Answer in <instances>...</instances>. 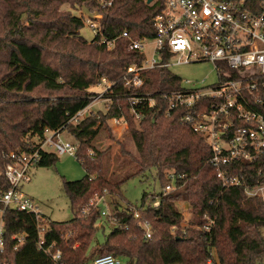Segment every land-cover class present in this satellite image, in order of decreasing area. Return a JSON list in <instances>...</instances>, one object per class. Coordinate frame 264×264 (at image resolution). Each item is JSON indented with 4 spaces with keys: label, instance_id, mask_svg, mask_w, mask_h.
Segmentation results:
<instances>
[{
    "label": "trees",
    "instance_id": "1",
    "mask_svg": "<svg viewBox=\"0 0 264 264\" xmlns=\"http://www.w3.org/2000/svg\"><path fill=\"white\" fill-rule=\"evenodd\" d=\"M159 9L144 0H0V191L9 187L3 174L8 152L35 151L45 130L73 137L75 158L84 170L78 180L62 178L71 219L52 221L14 208L5 210L3 264H87L105 254L123 258L121 264H210L213 260L256 264L264 259V208L259 197L248 195L243 187H222L209 163L211 152L203 136L181 122L178 113L167 115L163 101L137 105L138 120L131 112L127 93L157 94L181 87L180 78L168 67L144 70L139 89L123 84L127 67L141 58L128 48V38H152L153 17ZM80 10L101 16L103 38L112 46L107 47L99 36L86 39L80 33L83 20L73 12ZM102 78L115 82L108 94L109 107L72 122L91 101L94 92L89 86ZM118 116L128 121L135 153L122 146L105 177L103 151L92 140L101 125ZM38 153L36 166H52L59 160L52 151ZM239 165L248 167L256 178L257 165ZM152 168L161 191L144 193L135 209L117 204L115 225L88 254L101 214L90 210L80 215L82 207L93 195L120 197V187L129 177ZM169 173L176 189L163 192L171 181ZM181 201L188 203L191 213L184 227ZM144 221L150 225L149 239L143 238L139 226ZM41 225L44 247L51 246L48 251L38 247ZM19 232L26 237L14 249L12 235ZM56 250L59 257L54 260Z\"/></svg>",
    "mask_w": 264,
    "mask_h": 264
},
{
    "label": "built area",
    "instance_id": "2",
    "mask_svg": "<svg viewBox=\"0 0 264 264\" xmlns=\"http://www.w3.org/2000/svg\"><path fill=\"white\" fill-rule=\"evenodd\" d=\"M153 3L160 9L153 17L151 55L147 57L144 52L148 38H128V48L138 52L141 58L127 67L123 75L124 86L130 90L139 89L144 83V70L169 67L172 63L202 61L212 63L217 81L199 85L181 84L178 89L157 94L127 93L134 118H140L136 112L137 105L154 106L159 101L166 103L167 115L178 113L181 122L191 125L203 136L211 152L209 163L221 186L243 187L248 195L259 197L264 208V0H152L149 4ZM86 23L93 36H99L107 47L112 46V41L103 38L99 19L87 18ZM122 36L128 37L126 32ZM114 84L105 78L96 84L101 89L97 97L109 102V105L108 94ZM89 106L90 103L78 111L71 121L77 122L81 116L89 115ZM109 120L117 126H126L127 123L122 116ZM46 146L57 155L76 157L77 143L65 141L59 132L50 130H45L35 151H9L7 154L3 174L9 187L0 191V264H3L5 252V210L14 208L40 217L33 200L22 191V182L28 180L31 167L39 160L38 151L46 150ZM241 163L257 165L256 178L252 177L248 167H238ZM168 177L171 181L165 185L163 192L176 189L172 173ZM96 198L98 201L94 206L99 207L104 195ZM157 204L153 202L154 206ZM100 214L105 215V211L101 209ZM139 226L143 230V238L149 239V223L139 222ZM203 229L207 230L208 225ZM43 231L44 226L41 225L38 247L48 251L51 246L44 247ZM25 237L23 232L13 234V248L22 245ZM58 257L59 251L56 250L53 258L56 260ZM121 262V258L105 254L95 256L90 264Z\"/></svg>",
    "mask_w": 264,
    "mask_h": 264
},
{
    "label": "rangeland",
    "instance_id": "3",
    "mask_svg": "<svg viewBox=\"0 0 264 264\" xmlns=\"http://www.w3.org/2000/svg\"><path fill=\"white\" fill-rule=\"evenodd\" d=\"M67 8L68 5H63ZM75 14L80 15L84 26L80 30V33L86 38L91 39L93 33L90 27L86 23L87 18L96 17L100 19L99 14H88L85 11H73ZM146 48L144 52L147 57H150L149 47L151 45L150 39H146ZM172 63V60L170 61ZM169 70L177 75L181 84H210L217 81V73L209 61L195 62V63H172L168 67ZM88 90L94 93L90 96V113H95L99 110H106L109 102L103 101L97 97V93L101 91L98 85H90ZM85 117L84 115L81 116ZM126 119V118H125ZM136 120V119H135ZM126 126H117L107 120L101 125L99 132L92 140V145L103 151L101 161L103 164V172L105 177H108L113 166V160L116 156L120 155L121 147L123 146L129 151L135 153V148L130 137L129 124L126 120ZM60 137L65 141L75 142L73 137L67 133H60ZM46 150L53 151L51 147L46 146ZM59 160L52 166H32L29 172L28 180L22 182V191L29 196L37 207L38 213L49 217L52 221H67L72 218L73 212L70 210L69 200L62 191V178L66 180H78L84 175V170L77 159L68 154L58 155ZM161 191L160 182L156 176L154 168L147 170L142 175H135L129 177L120 187V197L118 195H104L102 203L99 207L94 206L98 201L96 195H93L89 199L88 204L82 207L80 215L88 213L90 210L105 211V215L99 217L96 226L97 231L93 242L89 248L88 254L92 252V249L99 243L105 240L106 235L111 231L115 225L114 211L117 204L125 207L130 204L133 209L136 206H140L141 197L144 193L157 194ZM150 198L149 196L147 199ZM157 202V200H155ZM148 202V201H147ZM146 202V203H147ZM93 203V204H92ZM178 208L182 213L183 220L181 227L188 225V219L191 216L188 203L179 202ZM83 209L85 212H83ZM264 235V228L262 229ZM77 245V243H75ZM74 244V245H75ZM213 258L215 257V251L212 249ZM98 256V255H97ZM121 258V257H120ZM122 262L124 261L121 258ZM214 261V260H213ZM87 264H90L89 262ZM210 264H215L214 262ZM256 264H264V259Z\"/></svg>",
    "mask_w": 264,
    "mask_h": 264
},
{
    "label": "water",
    "instance_id": "4",
    "mask_svg": "<svg viewBox=\"0 0 264 264\" xmlns=\"http://www.w3.org/2000/svg\"><path fill=\"white\" fill-rule=\"evenodd\" d=\"M152 0H145L146 4H149Z\"/></svg>",
    "mask_w": 264,
    "mask_h": 264
},
{
    "label": "crops",
    "instance_id": "5",
    "mask_svg": "<svg viewBox=\"0 0 264 264\" xmlns=\"http://www.w3.org/2000/svg\"><path fill=\"white\" fill-rule=\"evenodd\" d=\"M43 216H45L46 218L50 219L49 217H47L46 215L42 214ZM51 220V219H50ZM214 262V261H213ZM215 264L217 263V261L214 262Z\"/></svg>",
    "mask_w": 264,
    "mask_h": 264
}]
</instances>
